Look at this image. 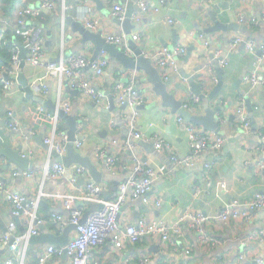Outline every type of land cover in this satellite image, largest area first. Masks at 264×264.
Segmentation results:
<instances>
[{
	"label": "crops",
	"instance_id": "obj_1",
	"mask_svg": "<svg viewBox=\"0 0 264 264\" xmlns=\"http://www.w3.org/2000/svg\"><path fill=\"white\" fill-rule=\"evenodd\" d=\"M41 1L0 0V15L3 17L0 21V63L6 61L9 52V49L1 46V43L8 36H14L19 10L27 6H38ZM55 1L57 3L55 10H43L41 16L33 21L37 31L36 37L43 39L46 60L67 62L72 56L93 58L104 52L109 60V66L104 74L97 77L89 70L86 76L97 88L105 91L106 101L102 105L95 104L78 90L69 89L68 80L64 75L50 76L44 67L31 66L26 62L22 72L29 86L32 82H44L49 92L48 94L35 92L30 96L26 88L17 80L15 87L0 94V146L14 149L21 147L22 154L30 157L31 169L35 173L32 179L13 177L12 173L19 167L6 157L0 156V178L5 181L10 191L34 197L43 181L42 173L47 163L57 162L55 156L49 160L47 146L40 144L36 137L43 136L44 139L51 133L52 127L50 122L44 121L40 108L53 113L54 111L46 106L45 102L52 103L56 109L60 100L68 102L72 107L70 114L74 115L77 121L81 120L84 123L85 131L82 137L84 146L80 151L83 156L92 158L97 147L105 146L109 153L113 152L120 157L115 173L105 169L102 180L98 182L105 187L102 194L105 200H111L119 184L125 182L134 158H139L143 164L147 163L158 169V176L150 192L151 202L144 204L141 200H129L119 214L121 226L136 224L142 217H146L149 222L164 220L173 223L186 211L218 215L225 204L232 200H239L244 205L251 202L257 194L264 195V172L260 168L264 163V153L258 151L261 145H264L260 137V130L264 128V86L253 85L248 81V77L254 72L264 79V61L258 64L260 50L251 53L247 50L246 43H241L237 48L232 47V42L236 38H242L244 42L252 39L258 46H264V0H217L216 4H209L206 0H139L149 4L148 12L140 16L139 22L133 20L132 16L130 19L128 15L133 7L134 11L131 14L134 16L138 10V0L120 1L127 9V16L123 21L113 15L109 0ZM168 17L176 18L179 23L177 25L167 23ZM240 17L243 18L242 22ZM66 18L76 22L83 28V32L68 24ZM87 19L100 21L96 31L86 28ZM217 22L226 26L225 29L211 31ZM89 33L99 35L104 41L108 35H125L131 59L138 58V51L148 54L150 58L162 47L184 46L186 54L177 58L176 68L168 70L170 82L168 89L179 100H186L190 93L179 89L178 84H185V79L188 77H193L196 84L207 81L208 79L200 78L199 74L206 72L215 52L223 51L222 56L228 61V65L224 68L218 67L215 72L219 78V69H223V88L213 98H209L208 95L217 86L209 76L211 80L203 89L207 99L202 105L224 108L220 115L219 113L216 115L221 126L218 132L205 131L200 127L202 132L218 135L225 141L220 151L204 150L199 154L198 164L201 167L199 172L203 171L206 163H213L206 180H203L201 174H195L172 160L173 154L184 156L189 153L188 133L178 122V114L173 115L170 108H160L161 100L150 92L152 86L148 83L147 74L142 70H132L136 73L134 78L136 86L147 99L144 108L139 110L138 127L145 134L166 139L171 149L158 151L154 143L143 140L135 142L134 151L122 145L128 137L127 124L132 110L128 106L120 108L115 105L114 110L108 107L116 103L111 93L113 84L119 81L128 83L130 69L124 70L123 64L115 57L104 49L99 50L98 44L89 37ZM136 33L140 34L138 40L128 38V35L132 36ZM11 39L14 43L21 44L15 36ZM122 50L127 52L125 49ZM8 63L9 61L5 64ZM154 66L156 67L155 63ZM187 81L186 87L189 88V79ZM241 102L246 109L244 116L249 117L250 120L249 127L245 126L244 117L237 111L242 106ZM248 103L253 108L252 112L248 109ZM198 109L201 107L192 105L190 110L196 113ZM9 111H14L23 131L28 134V139L10 130ZM200 112L202 113L203 110ZM62 124L63 129L68 131L66 121L60 118L59 126ZM30 131H33L34 135L30 134ZM76 166L78 165L73 164L68 168L67 177L74 174ZM60 182L61 180H58L57 185L47 182L46 189H63L71 194L81 193L87 180L81 179L77 186H71L68 181L60 185ZM220 182H225L227 188H220L218 185ZM198 186L201 192L195 196V189ZM156 200H161V205L158 207L154 203ZM43 202L37 208L38 217L42 220L38 226V236L42 239L45 236H64V229L69 225L62 226L54 222L52 214L59 213L68 218L70 215L68 206L55 199H46ZM74 206H80L85 211L98 208V205L93 203L82 206L76 202ZM93 206L95 209L92 208ZM11 211L6 195L0 192V220L3 224L2 227L0 226V236L8 231L12 221L17 224L14 234H21L25 229L24 219L14 218ZM182 232L178 245L180 249L191 251L187 255L172 250L168 243H163L161 238L155 235L147 236L137 244L127 245L121 253H118L112 242L108 240L92 252L90 262L143 264L144 257L151 258L154 264L185 262L255 264L253 262L255 258L264 260V235L261 240L255 239L248 243L249 236L259 232L264 234V208L252 212L250 220H231L226 225L220 221L206 223L204 232L207 237L214 240L215 244L201 241L200 233L189 224H183ZM75 235L76 229L73 228L65 238L70 241ZM42 239L30 241L28 263L37 261L48 246L55 245ZM243 252L244 259L241 260L239 254ZM7 259H18V257L9 249H0V263ZM47 264L72 263L67 256H59Z\"/></svg>",
	"mask_w": 264,
	"mask_h": 264
},
{
	"label": "built area",
	"instance_id": "obj_2",
	"mask_svg": "<svg viewBox=\"0 0 264 264\" xmlns=\"http://www.w3.org/2000/svg\"><path fill=\"white\" fill-rule=\"evenodd\" d=\"M121 0H109L112 4V13L118 20H125L127 16V9L120 3ZM217 0H206L209 4H216ZM55 0H42L38 6L23 7L18 12L16 24L14 26L15 39L19 43H15L12 47V54L8 64L0 66V94L2 91L10 90L17 85L19 72H21L22 53L25 50L26 62L31 66L44 67L50 76L64 75L68 82L69 89H75L81 92L86 98L94 102L95 104L102 105L106 101L105 91L97 88L91 80L86 76L87 71H93L94 75L100 77L104 74L105 69L109 66V60L106 58L104 52L99 54L95 59L72 56L68 58L67 62L64 60H46L43 47V39L37 38V31L34 27L33 21L37 20L43 10H55ZM149 10V4L144 1L138 0V10L132 15V19L136 22L141 20L140 16L146 14ZM3 17L0 15V21ZM240 21L243 18L240 17ZM167 23L171 25H177L179 21L176 18H167ZM86 28L90 31H96L100 25L98 19H87ZM133 40H138L140 34L136 33L132 36L128 35ZM14 39V40H15ZM20 40V41H19ZM106 42L119 48L125 49L127 54L128 44L125 35H108ZM241 43H246V48L249 52L254 53L261 52V56L258 59V64L264 61V46L257 45V43L250 39L244 42L242 38H236L232 42V47L237 48ZM22 45V46H21ZM208 45V43L206 44ZM146 57L148 54L143 53ZM186 54V48L181 45H175L173 47H162L158 52L154 53L150 57L155 63L156 67L161 70L163 79L169 80V69L177 67V58ZM223 51L218 50L214 53L213 61L207 66L209 74L212 76L214 83H218L219 79L215 72L218 67L224 68L228 65V61L223 58ZM136 77L135 71L129 70L128 83L119 81L113 84L111 93L116 103L109 105V109H115L114 106L123 107L128 106L132 110V114L129 118L128 137L123 141L122 145L131 151L136 149V143L138 141H146L154 143L155 148L158 151L164 149L170 150L171 146L166 139L157 137L155 135L145 134L138 127L139 108L145 106L147 99L142 91L136 86L134 78ZM248 81L253 85L264 86V79L260 77L257 72L252 73L248 77ZM187 82V79H185ZM30 88L33 93L48 94L49 89L46 83L32 82ZM189 97L185 100L183 108L190 110L193 106L200 104V98L189 92ZM244 101V100H243ZM242 103V102H241ZM39 109V108H38ZM65 114L72 112L71 105L60 100L57 103L56 109L53 113L46 112L44 108H40V113L44 116V121L51 123V133L44 138V144L48 148L49 160L55 155L65 156L67 154V144L69 142L68 131L60 130V112ZM238 113L244 117L245 126H250L249 117L245 115V106H242L237 110ZM9 128L13 132H18L28 139V134L23 131L21 123L16 119L14 111L8 112ZM178 122L184 126L189 137V153L184 156L171 155L172 160L179 166L186 168L189 171L195 172V174L202 175L203 180H206L207 173L213 168V163L208 162L204 165L203 171L198 164L199 154L204 150L220 151L225 141L222 137L216 136L211 133H205L200 130V127L192 122H186L183 117H178ZM85 131L83 121H78L76 127V140L74 141V148L77 152L83 149L84 140L82 139ZM34 135L33 131L30 134ZM260 137L264 142V128L260 130ZM260 152L264 153V145L259 148ZM92 161L99 169H106L112 173H115L117 165L119 163V155L109 153L105 146L97 147L94 150ZM261 170L264 172V163L261 165ZM68 167L62 162H48L43 170V181L39 186V190L34 197H27L24 194L10 191L4 180L0 178V192L6 195L7 201L11 205V212L14 218L24 219V231L21 234H14L17 227L15 221H12L9 225V229L4 235L0 236V249H9L13 251L18 259H7L0 264H47L55 257L67 256L72 264H92L90 257L92 252L104 245L108 240L112 242L115 250L121 253L127 245L137 244L147 236H159L163 243H168L172 250L177 252L190 254L189 249H180L178 240L183 235V224H189L191 228L197 230L200 233V240L215 244L214 240L206 236L204 232V225L212 221H220L222 224H228L231 220H250L252 218V212L264 208V195L257 194L255 198L246 204H241L239 200H232L225 204L224 209L218 215H208L203 212L186 211L180 218L173 222H167L164 220L149 222L146 217L140 218L136 224H129L127 226H121L119 214L129 201H143L144 204L151 202L150 192L153 188L155 180L158 176V169L153 165L142 163L139 158H134V163L130 169V172L125 182L119 184L115 196L111 200H105L102 197L105 187L95 182L88 170L83 166H76L74 174L67 177ZM13 177H25L32 179L35 176L34 170L31 167L27 170H16L12 173ZM86 179L87 183L81 193H67L65 190L46 189V183L52 182L57 185L58 180H61L60 185L68 181L71 186H77L81 179ZM219 187L226 189L225 182H220ZM201 192V188L198 186L195 189V196H198ZM46 199H55L64 202L69 210L70 215L68 218L60 215L59 213L52 214V220L58 222L62 226L74 225L76 226V235L73 239L68 241L65 246L50 245L46 248V251L38 258L37 261L28 263V246L31 239L39 235L38 226L42 223V220L38 217L37 208L39 204ZM76 202L93 203L100 207L96 210L85 211L80 206H74ZM158 207L161 205V200L154 201ZM263 232H259L255 235L249 236L248 243L255 239H262ZM239 258L244 259L243 254H239ZM255 264H264L262 258H255L253 260ZM143 264H154L149 257L142 259ZM99 264V263H95ZM178 264V263H175ZM184 264H189L185 262Z\"/></svg>",
	"mask_w": 264,
	"mask_h": 264
},
{
	"label": "water",
	"instance_id": "obj_3",
	"mask_svg": "<svg viewBox=\"0 0 264 264\" xmlns=\"http://www.w3.org/2000/svg\"><path fill=\"white\" fill-rule=\"evenodd\" d=\"M134 11V8L131 7L129 10V18L131 19V16ZM67 19V20H66ZM65 21L68 24H72L75 26L80 32H83V28L79 27V25L76 22H73L72 19L66 18ZM226 26L222 25L220 22H217L216 25L211 28V31H216L218 29L224 30ZM89 37L98 44L99 50H105L107 53H109L111 56L115 57L117 61L121 62L124 66V70H142L145 71V73L148 76V83L152 86L150 89V92L155 94L156 97H158L161 102L159 104L161 109L170 108L173 115L178 114V116H181L184 118L186 122H192L196 124L197 126L203 128L205 131H213L218 132L219 129H221V126L217 120L216 115L219 113L221 114L222 111H224V108L221 106H217L215 108H211L210 106L202 103L207 99V95L203 93V89L208 86L207 82L212 79L211 74H209L208 70L206 72H203L204 74H199L200 78L208 79L205 82H202L200 84L195 83V79L193 77H188L190 87H186L185 84H178L179 89H183L184 91L191 92L195 95H197L200 98V104L196 106H200L201 109H198L195 113L191 110H186L183 108V104L185 100H179L176 98L175 94L171 93L168 89V86L170 84L169 80L165 81L161 75V70L159 68H156L154 66L153 61L146 57L143 52L138 51V58L137 59H131L129 58V55L124 52L123 50H120L116 46L109 44L108 42L104 41L99 35L91 34L89 33ZM245 46V44H243ZM26 53L25 50H23L22 53V63H21V72L18 77V81L23 85L27 92L30 94V96H33V92L24 77L23 69L26 65ZM96 56L93 57L95 59ZM201 70V68H199ZM222 72L223 69H219V82L216 84L213 92L209 94V98H213L218 92H220V89L223 88V78H222ZM211 79H210V77ZM212 82V81H211ZM46 106H49L52 111H55V105H53L50 102H45ZM127 107L124 105L122 108ZM115 108V106H114ZM144 106H141L139 109H143ZM248 109L250 112L253 111V108L251 104L248 103ZM200 110L203 112L201 113ZM60 118L66 121V124L69 127L68 130V144H67V154L63 157L55 155V158L57 161L62 162L66 167L70 168L71 165L77 164L80 166L85 167L88 172L90 173L92 179L95 182H100L103 178V171L104 168L99 169L94 162L92 161L90 156H83L81 153L77 152L74 148V141L76 140V127L78 124V121L76 120L74 115L71 114H65L63 111L60 112ZM60 128H63V124L60 125ZM36 139H39L40 144H44L43 136L36 137ZM0 156L6 157L11 163L16 164L19 168L18 170L24 171L32 167V162L30 157L27 154H22L21 147H18L17 149H14L12 147H2L0 146ZM45 202V201H44ZM43 202V203H44ZM82 206L85 204L90 203H83L79 202ZM100 207V206H98ZM18 220V219H17ZM0 226L2 227L3 224H1L0 220ZM75 229L76 226L69 225L64 229V236L62 237H56V236H45L43 239L40 236H35L31 240H46L51 244H55L58 246H65L68 243V240L65 238L68 234V232L71 229Z\"/></svg>",
	"mask_w": 264,
	"mask_h": 264
},
{
	"label": "trees",
	"instance_id": "obj_4",
	"mask_svg": "<svg viewBox=\"0 0 264 264\" xmlns=\"http://www.w3.org/2000/svg\"><path fill=\"white\" fill-rule=\"evenodd\" d=\"M14 32V36H15V31H13ZM13 36V37H14ZM13 37H7V39L5 38L3 41H2V43H1V46H6V48H8L9 49V52H8V54H7V56H6V61L5 62H1L0 63V66L1 65H3V64H5V63H7L8 61H10V58H11V54H12V47H13V45H15V43L13 42V39H11V38H13ZM9 58V59H8ZM60 130H64V129H60Z\"/></svg>",
	"mask_w": 264,
	"mask_h": 264
},
{
	"label": "rangeland",
	"instance_id": "obj_5",
	"mask_svg": "<svg viewBox=\"0 0 264 264\" xmlns=\"http://www.w3.org/2000/svg\"><path fill=\"white\" fill-rule=\"evenodd\" d=\"M92 208L95 209V206H93Z\"/></svg>",
	"mask_w": 264,
	"mask_h": 264
}]
</instances>
